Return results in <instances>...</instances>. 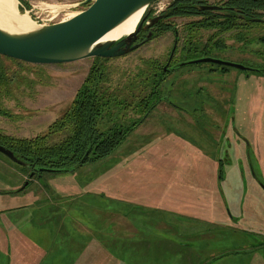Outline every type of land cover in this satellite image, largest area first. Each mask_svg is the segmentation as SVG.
<instances>
[{
	"label": "rangeland",
	"instance_id": "1",
	"mask_svg": "<svg viewBox=\"0 0 264 264\" xmlns=\"http://www.w3.org/2000/svg\"><path fill=\"white\" fill-rule=\"evenodd\" d=\"M86 1L26 0L27 9L17 0V10L39 26L69 18ZM172 2L159 0L148 10L154 16ZM196 20L168 21L178 33L179 59L186 24ZM212 33L201 29L195 40L202 46ZM235 34L222 33L217 39L226 47L191 59L264 65L253 52L264 45L244 47ZM247 36H264V26ZM174 39L172 31L158 33L137 50L102 61L112 84L137 75L146 60L162 68ZM95 62L22 64L21 70L5 60L20 86L0 91L6 113L0 132L45 134ZM159 90L161 102L107 159L29 178L0 153V264H264V74L187 65L166 75Z\"/></svg>",
	"mask_w": 264,
	"mask_h": 264
},
{
	"label": "trees",
	"instance_id": "2",
	"mask_svg": "<svg viewBox=\"0 0 264 264\" xmlns=\"http://www.w3.org/2000/svg\"><path fill=\"white\" fill-rule=\"evenodd\" d=\"M18 1L28 9L26 0ZM199 3L206 2L173 0L169 15L192 16ZM221 5L224 7L219 11H206L205 18L186 24L185 53L180 59H191V54L197 51L205 53L210 47H226L224 41L217 37L230 31L236 33L235 40L244 47L264 45V36H247L250 28L264 26V22L252 21L264 19V0H225ZM151 16V10L147 7L143 14L144 21ZM201 29H210L213 33L199 50L195 35ZM167 31L176 30L172 25H162L159 29L160 33ZM253 52L264 59V51L261 49H253ZM0 57L3 58L0 60V91H10L9 87L14 84L19 87L18 76L9 74L4 61H10L18 69L27 63L2 55ZM94 59L96 62L89 67L69 106L48 126L45 134L17 138L0 132V144L11 150L22 162L21 166L28 171V177L32 173L31 178L43 173L39 171L40 168L60 169L62 171L59 173H67L86 163L107 159L161 102L159 87L166 74L161 72L162 68L158 67L155 60L144 61L145 68L139 70L137 75L113 85L110 71L102 62L107 59ZM256 72L264 74V65ZM0 114L6 113L0 109ZM86 154L85 161L81 163Z\"/></svg>",
	"mask_w": 264,
	"mask_h": 264
},
{
	"label": "water",
	"instance_id": "3",
	"mask_svg": "<svg viewBox=\"0 0 264 264\" xmlns=\"http://www.w3.org/2000/svg\"><path fill=\"white\" fill-rule=\"evenodd\" d=\"M159 0H87L90 4L74 16L50 24H41L22 33H10L0 28V55L34 65H58L89 58L110 59L135 51L140 44H133L143 25V16L136 28L118 40L99 42L100 38L137 10L146 9ZM202 10H215L216 5H203ZM161 16L150 17L144 23L151 27ZM264 22V19H252ZM150 35L146 39H149ZM201 63L233 68L243 72L257 71L241 64L211 57L183 61L174 68ZM165 68V67H164ZM0 153L11 161L22 162L13 152L0 144ZM82 158L81 163L86 159ZM40 172L59 173L60 169L40 168ZM33 176L30 174L29 178ZM28 184L25 181L24 186ZM23 186V187H24ZM22 187V188H23ZM21 188V189H22Z\"/></svg>",
	"mask_w": 264,
	"mask_h": 264
},
{
	"label": "bare ground",
	"instance_id": "4",
	"mask_svg": "<svg viewBox=\"0 0 264 264\" xmlns=\"http://www.w3.org/2000/svg\"><path fill=\"white\" fill-rule=\"evenodd\" d=\"M144 8L137 10L128 16L116 27L105 33L99 42L118 40L132 32L142 18ZM72 14L70 17L74 16ZM69 17V18H70ZM40 25V24H39ZM37 27V24L29 18L27 12L20 13L17 10V0H0V28L10 33H22Z\"/></svg>",
	"mask_w": 264,
	"mask_h": 264
},
{
	"label": "flooded vegetation",
	"instance_id": "5",
	"mask_svg": "<svg viewBox=\"0 0 264 264\" xmlns=\"http://www.w3.org/2000/svg\"><path fill=\"white\" fill-rule=\"evenodd\" d=\"M203 5H216L219 8L215 9V10H202L200 7ZM196 6H198V8L194 10L195 13L192 14V16H184V17H192V18H197L198 20H200V19H203L206 17L205 16L206 11L217 12V11H219V9L224 7L223 5H221V2L219 4H215V3L214 4L213 3L212 4H208V3L202 4V3H199ZM170 8H173L172 3H170L165 9L160 10L155 16H161V18L156 23H154L151 27L145 28L144 23L146 21H144L142 27L140 28V30L136 34V40L134 41L133 44H140V46L138 47V48H140L141 46L146 44L148 41H150L153 37L158 35V33H160L159 29L161 28L162 25L170 26V23L168 21L171 18L183 17V16H171V15H169ZM220 13H221V11H220ZM149 35H150L149 39H146L147 36H149ZM174 36H175V39H174L173 45L170 49V52L167 55V58L163 64V67H162V72L166 75L171 74L176 65H178L179 63H181L183 61H187V60L179 59L178 53H177L178 40H179L177 31L174 32ZM200 47L202 48V46L201 45L199 46V50H201ZM198 52H200V51H197V53ZM188 60H191V59H188Z\"/></svg>",
	"mask_w": 264,
	"mask_h": 264
},
{
	"label": "built area",
	"instance_id": "6",
	"mask_svg": "<svg viewBox=\"0 0 264 264\" xmlns=\"http://www.w3.org/2000/svg\"><path fill=\"white\" fill-rule=\"evenodd\" d=\"M58 14V12H56L55 16ZM44 24H47V23H44Z\"/></svg>",
	"mask_w": 264,
	"mask_h": 264
}]
</instances>
